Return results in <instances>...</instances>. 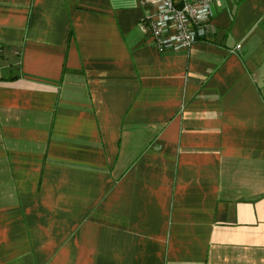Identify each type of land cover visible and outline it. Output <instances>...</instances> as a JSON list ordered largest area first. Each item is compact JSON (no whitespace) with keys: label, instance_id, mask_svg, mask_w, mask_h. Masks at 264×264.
I'll return each instance as SVG.
<instances>
[{"label":"crops","instance_id":"0c3cea01","mask_svg":"<svg viewBox=\"0 0 264 264\" xmlns=\"http://www.w3.org/2000/svg\"><path fill=\"white\" fill-rule=\"evenodd\" d=\"M144 14L0 0V264H264V0L189 51Z\"/></svg>","mask_w":264,"mask_h":264},{"label":"built area","instance_id":"2783aa9c","mask_svg":"<svg viewBox=\"0 0 264 264\" xmlns=\"http://www.w3.org/2000/svg\"><path fill=\"white\" fill-rule=\"evenodd\" d=\"M222 1L138 0L145 10L138 27L159 53L189 51L215 33L213 7Z\"/></svg>","mask_w":264,"mask_h":264}]
</instances>
